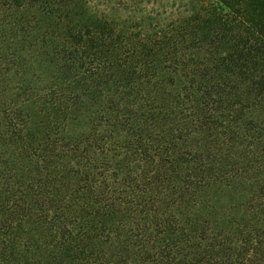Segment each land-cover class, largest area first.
<instances>
[{"label": "trees", "instance_id": "16d2710c", "mask_svg": "<svg viewBox=\"0 0 264 264\" xmlns=\"http://www.w3.org/2000/svg\"><path fill=\"white\" fill-rule=\"evenodd\" d=\"M0 264H264V0H0Z\"/></svg>", "mask_w": 264, "mask_h": 264}]
</instances>
